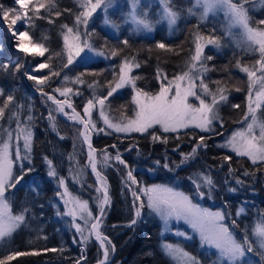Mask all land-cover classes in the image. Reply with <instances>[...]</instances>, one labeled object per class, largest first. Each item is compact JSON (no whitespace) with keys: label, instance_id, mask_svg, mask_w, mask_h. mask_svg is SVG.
Instances as JSON below:
<instances>
[{"label":"trees","instance_id":"16d2710c","mask_svg":"<svg viewBox=\"0 0 264 264\" xmlns=\"http://www.w3.org/2000/svg\"><path fill=\"white\" fill-rule=\"evenodd\" d=\"M80 2L81 0H55L62 14L56 17L53 12L50 18L54 22L51 24L47 19H36L34 28L29 30L26 27L25 30H29L32 42L44 43L50 52L62 51L61 26L65 24L69 27L73 26L74 14L80 10ZM0 3L6 8L17 7L14 0H0ZM172 5L175 10L180 11V18L171 36H168L162 24L156 25L153 34L149 36H136L130 32L129 26L119 24V34L111 36L101 29L103 12L98 10L88 28V32L92 34L88 36L82 34L81 39L87 40L97 51H104L107 58L100 56L96 60L85 58L79 64L63 69L61 77L54 78L52 83V87L79 88L83 95L74 96L72 100L76 111L82 113L83 103L93 94V89L87 87V82L95 80L103 84L113 80V74L118 73L121 62L125 58L129 60L134 58V62L140 64V67L134 68L132 72L133 76L138 77L136 87L155 94L161 82L157 79L158 69L162 74H166L169 80L185 71L197 31L203 36L214 34L220 39L219 48L207 46L205 49V53L212 55L213 59L205 62L208 70L204 72V80L213 91L216 88L213 81H221V86H226L229 90L228 102L219 109V115L224 122L223 127L215 123L214 132L203 134L190 129L178 133H165L164 136L168 137L167 143L153 141L147 134L121 136L112 132L111 135L103 133L92 135V144L97 150V168L106 177L110 195V206H107L101 225L103 235L115 245L112 259H110L112 252L109 256V264H171L159 248V224L156 218L147 213V210L142 221H138L133 227L127 226L133 216L132 196L124 184L127 170L114 160L105 166L102 159L105 149L113 157L115 156L116 150L111 148L113 144L117 145L129 166L135 169L134 175L144 185L163 183L190 194V189L193 187L190 177L199 173L210 175L215 184L212 197L197 199L194 203H199L210 210L225 212L226 223L230 224L233 219L236 220L239 226L236 229L238 239L243 234H248L254 223L264 219V166L252 165L245 157L236 156L223 146L242 122L247 108V76L236 67V61L251 66L259 58V54L253 50H238L229 43L220 16L200 21L198 12L193 10L191 0L184 2L180 0ZM245 7L249 9V16L253 22L251 26H259L254 22L264 19V0H249ZM65 9L71 11L66 12ZM188 9H192V14H189ZM8 32L4 23L0 22V62H12L6 71H0V89L4 93L0 96V107L3 106V100L8 95L14 97V101L5 109V116L0 119V139H8L7 133L11 132L10 151L13 157L17 147L21 156H24L26 153L23 129L26 127L30 129L32 132L31 152L28 154L30 163L28 160L23 163L33 170L25 176L16 189H10L6 193L14 215L25 208L28 212L25 222L11 237L0 239V259L15 250L40 251V255L19 257L8 264H76L82 255L85 259L81 260V264H96L101 259V253L91 238L86 244L73 242L74 239L77 241L81 239L74 223H79L85 229L84 235H88L90 224H86L79 213L75 221L69 215L70 211L77 209L78 201L88 202V209L93 217L99 213L98 198L101 194L96 190L86 167L87 155L79 139L80 127L64 122L55 112V106L47 102L44 97L32 93L31 90L35 91V85L33 81L27 79V74L31 72L35 62H44V58L36 56L24 58L19 54V64L23 66L17 71L14 65L18 53L13 47L15 41ZM123 39H128L127 46L122 44ZM159 42H164L171 50L159 49L156 47ZM113 50H117L119 55L111 57L110 53ZM64 62L66 56L63 58L53 56L51 61L55 65V70H60ZM47 71V69L42 70V73ZM81 72L88 73L83 77L86 81L84 85L64 84L62 77L65 74L70 79H74ZM93 72L96 75H92ZM237 87L241 91H235ZM45 91L51 89L46 88ZM103 92V88L96 89L97 95ZM56 95L57 98H61ZM110 101L106 115L114 122L124 119L125 116H134L135 109L128 89L118 90ZM233 104H239L240 108L231 107ZM49 111L53 113L55 128L48 119ZM29 115L32 116L31 122L27 120ZM259 117L264 122V105L259 109ZM93 119L97 121L98 127H104L98 111L94 110ZM17 122L20 123L19 130ZM150 131H155L157 135L161 133L157 128ZM200 135L210 137L206 140L207 148L199 150L194 159L176 168L175 165L180 163V152L189 153L193 147V138L198 139ZM129 145L136 148L131 152H125L124 149ZM72 153L78 156L79 163L85 169L84 179L78 183H74L69 177L68 158ZM45 156L53 161L57 176L65 179L64 186L59 184L58 179L47 175L48 166L44 160ZM224 156H230L231 160H223ZM165 158L170 162L173 171L162 167ZM156 160L161 161V166L155 167L153 172H146V169L154 167ZM229 168L232 172H229ZM245 172L250 175L245 176ZM14 174H19L18 164H14ZM237 178L243 183L237 185L235 182ZM229 188H235L236 191L231 192ZM239 208H243L244 212L237 217L236 212ZM177 244L196 256L202 264H206L208 259L206 255L193 252L192 246L188 244L180 242ZM46 248L63 250L43 251Z\"/></svg>","mask_w":264,"mask_h":264},{"label":"snow or ice","instance_id":"6c2138e0","mask_svg":"<svg viewBox=\"0 0 264 264\" xmlns=\"http://www.w3.org/2000/svg\"><path fill=\"white\" fill-rule=\"evenodd\" d=\"M157 2L163 4L160 19L166 20L170 28L176 25L180 18V11L174 9L171 0H157ZM138 3L139 0H131V10L124 22L127 24L131 21L139 29L150 33L153 31V25L148 20L147 13L141 12L139 15L137 14ZM248 3L249 0H235V2L234 0H195V4L202 8L201 20L206 19L209 13L224 11L232 25L239 26L243 30L245 39L251 45H255L253 51L259 54V58L251 66L243 65L240 61H236V67L247 76L248 113L252 114V122L247 123L245 129L233 133L232 137L223 145L231 148L237 156L248 157L255 165L258 162H264V122L258 123L255 116L256 109L264 105V27H261L264 26V19L254 22L259 26H251L253 22L249 16V9L245 7ZM14 4L17 7L6 8L0 3V22L4 23L6 29L10 32L12 39L15 41L13 47L18 53L14 67L18 71L23 66L19 64L20 53L24 54L25 58L28 56L44 58V62H35L31 72L27 74V79L34 82L35 91L39 92L46 101L52 102L55 106V112L67 116L69 120L82 126L79 136L82 142L87 145L89 166L92 173L97 177V183L101 185V187L96 189L98 192H102V196L98 198L99 215L92 216L91 211L88 209L87 201H78V208L69 212L74 221L77 213H79L80 218L86 224H90L88 235H84L85 229L79 223H74V227L80 233L81 239L79 241L74 239L73 242L86 244L94 236L102 250L103 259L99 261V264H109V256L111 252L115 251V245L107 236L103 235L101 225L107 206H110V195L106 185V177L97 168V150L93 147L92 135L100 133L111 135L112 132L140 133L147 134L153 141L167 143L168 137L164 136L165 133H178L181 129L190 127H195L202 133H211L214 132V122H219V126L223 127L224 122L219 115V109L221 105L228 102L229 90L226 86H221V81H213V84L216 85L215 91H213L204 80V72L208 70L205 62L213 59L212 55L205 53V49L207 46L219 48L220 39L214 34L203 36L197 31L193 41V48L186 64L187 70L169 80L167 75L162 74L161 70L158 69L157 79L161 82L159 91L155 94L136 87L138 77L133 76L132 72L134 68H139L140 64L134 62V58L133 60L125 58L119 65L118 73L113 74V80L103 84L95 80L87 82V87L93 89V94L91 98H87L83 103L81 113L76 111L72 100L74 96L83 95L80 89H74V87L69 86L52 87L53 79L61 77L63 69H68L69 66L79 64L85 60L89 53L107 58L104 51H97L87 40L82 41L81 37L82 34L85 36L92 34L88 32V28L94 14L98 10L107 13L116 4V0H81L80 10L74 14L73 26L69 27L67 24L61 26L63 49L60 52H50L44 43H33L29 37V30L34 28L36 19H47L48 23L51 24L54 22L50 18L53 12L56 17L62 14L58 10L55 0H14ZM64 11L70 12L71 10L65 9ZM188 12L192 14V9H188ZM103 23L110 25L112 29L117 31L120 28V25L115 24L106 15ZM26 27L29 30H25ZM26 38H28V43L32 45L31 49L25 46ZM122 44L127 46L129 44L128 39H123ZM156 47L171 50L164 42L157 43ZM117 55H119L117 50H113L110 53L111 57H116ZM53 56L61 58L66 56V62L62 63L60 70H55V65L51 63ZM10 64H12L11 61L0 62V71H6ZM45 69L48 70L47 73H42V70ZM86 74L88 73L81 72L74 79H70L65 74L62 79L65 85L69 83L72 85H84L86 81L83 77ZM91 74L96 75L94 72ZM184 81H187V83L182 84ZM126 86H131L134 91L132 103L135 105V113L132 117L125 116L124 119L114 122L112 118L106 115V111L111 104L110 98L114 97L118 90ZM46 88L51 89V91H45ZM97 88H103L104 92L97 95ZM235 91H241V89L237 87ZM3 94V90L0 89V96H3ZM56 94L62 99L57 98ZM189 97H194L199 102L198 106L190 103ZM208 97H211L210 102ZM13 101L14 97L12 95H8L3 100V106L0 107V119L5 116V109ZM231 107L240 108V105L233 104ZM66 109H70L71 114ZM94 110L98 111L104 127H98L97 121L93 119ZM248 113H245V121H247ZM48 119L51 126L55 128L52 111H49ZM27 120L31 122L32 116L29 115ZM156 126L162 129L160 135H157L155 131H150ZM255 127H259L258 136L254 133ZM17 129H20L19 122H17ZM109 129L112 131H107ZM215 134L219 135V133ZM7 136L8 139H0V239L11 237L25 222L28 209L25 208L19 214L14 215L6 193L10 189H16L17 185H20L25 179V176L33 170L31 167H26L23 163L25 160L30 163L28 154L31 152V130L27 127L23 129L24 151L26 153L24 156H21L20 149L17 147L15 157H13L10 151L12 133L8 132ZM209 138L205 135H200L198 139L193 138L191 151L189 153L181 151L180 163L176 164L175 167L180 168L188 163L189 160L194 159L199 150L206 149L208 146L206 140ZM111 148L116 150L115 156L113 157L105 149L102 153V159L105 166H108L109 162L114 160L127 170L124 184L131 193L133 209V216L127 225L128 227H133L138 221H142L147 210L148 214L159 217L163 222L164 232L170 230V221L174 220L177 223L183 221L191 232L176 229L173 234L185 241L192 240L194 238L193 234L198 235L202 247L206 246L209 249H215L212 254L216 255L218 260L214 264H252L251 260L246 261L247 254L251 253H255L260 261L264 262V219L258 221L252 231V235L256 238L254 247V243L250 240L247 233L243 234L239 239L237 238L236 229L239 226L236 220L233 219L230 224L226 223L227 214L225 212L211 211L208 208L201 207L199 203H194V200L212 197L215 184L210 175L199 173L190 177L189 179L193 185L190 189V194L163 183L144 185L134 175L135 169L129 166L117 145L113 144ZM134 148L136 146L129 145L124 151L131 152ZM136 150L138 151V149ZM173 151H176V149H173ZM44 160L48 166L47 175L58 179L59 184L64 186L65 179L57 176L53 161L48 159L47 156L44 157ZM223 160L230 161L231 157L224 156ZM14 164L19 165V174H14ZM159 166H161V161L156 160L154 167L145 171L153 172L155 167ZM162 167L168 171H173L167 158H165V163H163ZM229 172H232L231 168H229ZM244 175L248 176L250 173L245 172ZM235 182L237 185L243 183L239 178ZM228 190L231 192L236 191L235 188H229ZM243 212L244 209L241 208L236 212V216H240ZM162 247L169 255H178L180 264H202L201 260L184 251L179 244L165 243ZM62 250L57 248L43 249L45 252ZM40 254V251L15 250L0 259V264H8V262L19 257ZM84 259L85 257L82 255L76 261V264H81V260Z\"/></svg>","mask_w":264,"mask_h":264},{"label":"rangeland","instance_id":"374dc122","mask_svg":"<svg viewBox=\"0 0 264 264\" xmlns=\"http://www.w3.org/2000/svg\"><path fill=\"white\" fill-rule=\"evenodd\" d=\"M181 1L184 2L186 0H181ZM191 1L193 3V10L195 12H198V15H199L198 19L200 21H204L205 19L204 20L200 19V14L202 12V8H200V6L195 4V0H191ZM177 2H180V0H171V4H174V3H177ZM131 6H132L131 5V0H116V4L112 8H110L107 13H104L102 11L103 13H102V19H101V24H100L101 29L105 33H107V34H109L111 36H117L119 34V32L117 30L112 29L110 25H105L103 23L104 17L106 15L108 19H110L111 21H113L117 25L123 24V25L129 26L130 32L132 34L136 35V36H149V35H152L153 31L149 33L146 30L139 29L137 27V25L135 23H132L131 21H129L127 24L124 22L125 18L128 17L129 11L131 10ZM162 8H163V4L158 3L157 0H139V3L137 4V14L139 15L141 12L147 13L148 20L153 25V30H154L156 25L162 24L165 27V29H166V31L168 33V36H171V35H173L172 33H174V31L176 29L178 21H177L176 25H173L170 28L169 25L167 24L166 20H161L160 19V13L162 11ZM216 16H220V18L222 19V22H223L222 23V27H223V30H224V34L227 37L229 43H231L238 50H243V49L253 50L255 45H251L245 39V37L243 35V30L239 26L232 25L230 19L228 18V16L225 14L224 11H216V12L209 13L207 18L216 17ZM8 33L10 35V32H8ZM10 37H11V35H10ZM25 46L29 47L30 49L32 47V45L28 43V38H26ZM211 47H213V46H211ZM15 51H17V50L15 49ZM36 57H38V56H36ZM98 58H99V56H96L94 53H89L88 56L86 57L87 60H96ZM186 70H187V68L185 69V71ZM186 83H187V81L182 82V84H186ZM123 89H128L131 92V100H132V97L134 95V91H133L132 87L131 86H126ZM208 101L209 102L211 101V97H208ZM189 102L193 103L194 106H198V104H199V102L196 101L194 97H189ZM133 106H134V109H135V105L134 104H133ZM253 107H255V105H253ZM259 109L260 108L256 109L255 116H256L257 122L261 123L262 121H261V119L259 117ZM246 113H248V99H247ZM251 122H252V114L248 113L247 121H245V117H244L242 122L240 123V125L237 126V128L233 131V133L245 129L247 127V123H251ZM215 123H219V122H214V124ZM155 128H157L159 132H162V129H160L159 126H156ZM188 129L195 130V131L203 134L199 129H197L195 127H190ZM188 129H181L179 132H182V131H185V130H188ZM108 131L111 132L112 130L109 129ZM113 133H115V132H113ZM233 133L226 140V142L232 137ZM254 133L257 136L259 135V127H255L254 128ZM115 134H118V135H121V136H128V135H131V134H140V133H129V134L115 133ZM226 142H225V144H226ZM226 149H228V151L230 153L236 155V153L233 152L231 148L226 147ZM240 157H244V156H240ZM245 158L252 165H254L248 157H245ZM68 163H69L68 164V171H69L70 179L74 183L81 182L84 179L85 169H84V166H82L79 163L78 156L75 153H72L69 156V158H68ZM259 164L264 166V162H258L255 165H259ZM86 167L88 169V165ZM201 207L205 208L204 206H201ZM77 208H78V206H77ZM240 209L241 208H239L237 211H239ZM211 211H215V210H211ZM152 216L154 218H156V220H157V222L159 224V234H158V236H159V248H160V251L168 259V261L171 264H180V258H179L178 255H176V256L169 255L164 250V248L162 247V245L165 244V243H170V244H173V245H177V242H180V243H184V244H188V245L192 246L193 252L201 253V254L206 255L208 257V259L206 261V264H214V262L218 260V257L216 255L212 254V253L215 252V249H209L206 246L202 247L200 245L199 236L198 235L193 234L194 238L192 240L185 241L181 237L175 236L173 234L176 229L186 230L188 232H191V230L187 227V225H185L183 223V221H181L179 223H177L174 220L170 221V224H169V229L170 230L167 231V232H164L163 231V228H164L163 222L159 219V217H156L155 215H152ZM240 216H237V217H240ZM256 223H254L250 227L249 233H248L250 240H252L253 243H254V247H255V239L256 238L252 235V231H253ZM183 249H184V251L188 252L185 248H183ZM247 260H251L252 264H264V262L260 261L259 257L255 253L247 254L246 261Z\"/></svg>","mask_w":264,"mask_h":264},{"label":"water","instance_id":"95a60500","mask_svg":"<svg viewBox=\"0 0 264 264\" xmlns=\"http://www.w3.org/2000/svg\"><path fill=\"white\" fill-rule=\"evenodd\" d=\"M15 52L17 53V51H15ZM20 54H22V53H20ZM22 55L24 56V54H22ZM24 58H25V57H24ZM31 91H32V93H33L34 95H36V96H41V94H40L39 92H36V91H33V90H31ZM47 102H49L50 104H52L51 101H47ZM52 105H53V104H52ZM53 106H54V105H53ZM66 111L69 112V114H71V110H70V109H66ZM57 114H58V116H59L64 122H67V123H70V124L78 125V124H76V122H69V121H66L65 119H63V118L60 116L59 113H57ZM78 126H79L80 129H81L82 126H80V125H78ZM79 138H80V141H81V143H82V145H83V147H84L85 145H84V143L82 142V139H81L80 136H79ZM84 148H85V147H84ZM85 151H86V149H85ZM86 154H87V153H86ZM87 158H88V157H87ZM88 173H89V175H90V177H91V179H92V181H93L95 187H96V188L101 187V185L97 183V178H96L95 174L92 173V170H91L89 164H88ZM100 194H101V196H102V192H100ZM98 215H99V213H98ZM92 241H93L94 244H96V245L98 246V248H99V250H100V253H101V259H103V257H102V250H101V248H100L99 242L95 240V237H94V236H92ZM101 259H100V260H101ZM96 264H99V262H97Z\"/></svg>","mask_w":264,"mask_h":264},{"label":"bare ground","instance_id":"6f19581e","mask_svg":"<svg viewBox=\"0 0 264 264\" xmlns=\"http://www.w3.org/2000/svg\"><path fill=\"white\" fill-rule=\"evenodd\" d=\"M59 114H60V116H61L63 119H65L66 121L74 122V121L69 120L67 116H65V115H63V114H61V113H59ZM84 145H85L84 147H85V149H86L85 152L87 153L86 155H87V157H88V149H87V145H86V144H84ZM87 163L89 164V159H88V158H87Z\"/></svg>","mask_w":264,"mask_h":264}]
</instances>
